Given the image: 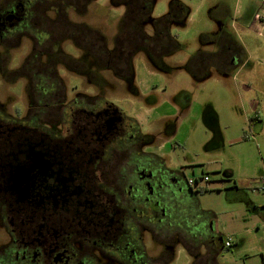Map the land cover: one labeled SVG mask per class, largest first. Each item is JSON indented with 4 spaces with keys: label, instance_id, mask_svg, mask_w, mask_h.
I'll list each match as a JSON object with an SVG mask.
<instances>
[{
    "label": "flooded vegetation",
    "instance_id": "flooded-vegetation-1",
    "mask_svg": "<svg viewBox=\"0 0 264 264\" xmlns=\"http://www.w3.org/2000/svg\"><path fill=\"white\" fill-rule=\"evenodd\" d=\"M41 4L0 2V61L12 44L30 39L26 62L35 59L28 68L36 85L49 87V96L58 84L47 83L42 64L55 67L47 55L64 49L50 42L53 33L40 25ZM95 80L87 78L101 87ZM58 98L53 107L63 119L41 120L43 107L51 105L40 99L32 102L34 115L17 121L10 122L0 106V230L8 235L0 243V264H171L176 245L188 251L189 264H220L210 245L220 243L219 235L209 224L198 225L197 193L172 170L156 135L138 131L103 89ZM34 163L29 192L26 182L14 188L16 167L26 179Z\"/></svg>",
    "mask_w": 264,
    "mask_h": 264
},
{
    "label": "rangeland",
    "instance_id": "rangeland-1",
    "mask_svg": "<svg viewBox=\"0 0 264 264\" xmlns=\"http://www.w3.org/2000/svg\"><path fill=\"white\" fill-rule=\"evenodd\" d=\"M154 1L153 16L159 17L168 12L171 0ZM182 1L191 9L190 16L184 24L172 26L171 32L183 47L166 57L155 58L156 63L149 61L142 52L137 53L133 57V69L129 76H117L110 69L99 70L93 74L100 78L96 82H102L101 87H98L97 84L88 83L86 76L79 75L77 70L82 68L80 64L83 63L78 62V59L82 48L93 47V52L101 49L98 45L102 41L98 38L101 34L105 36L106 46L110 49L114 47L124 7L111 5L110 0H96L88 3L85 12L81 14L73 7L66 10L60 0H42L38 17L40 25L53 33L50 42H61L64 51L72 54L73 60L78 64L68 65L73 67L42 64L43 73L48 77L47 83L50 85V82L56 81L58 84L55 91L45 96V93L50 92L49 87L36 85L38 79L28 68L30 63L35 66L37 62L34 58L26 62L32 51V41L26 38L22 44H12L6 60L0 61V65L7 69L4 72L0 67V106L10 122L17 121L21 116H32L35 114L32 102L40 99V89L44 94V98L40 99L42 105H51L43 107L41 120H56L58 117L63 119L61 111L56 114L58 109L53 107L59 96L67 94L69 99L80 92L94 95L103 89L105 98L114 102L133 121L138 131L156 135V142L160 145L162 143L161 149L164 150L172 170L180 172L183 178H200V184L195 183L199 190L195 191L200 207L198 209H212L217 218L209 221V215L203 212L204 214L197 215V220L202 221L198 224L202 228L209 224L213 231L216 227L222 233L219 235L221 241H224L228 233L234 234L237 241L243 238L242 245H234L232 253L226 252L223 255L234 261V264H245V260L250 257L259 256L258 247L264 244V226H254L248 230L245 225V204L232 200L236 195L240 198L250 196L256 202L264 200V192L259 190L264 176V134L256 133L261 130V123L256 124V131L252 130L255 124H249L246 120L239 98L241 88L244 89L241 81L248 79L249 72L243 70L234 78L232 73L221 74L212 67H206L199 74L175 67L188 62L195 52L212 49L211 43L201 41L200 34L216 29L219 22L214 20L215 17L218 20L225 19L237 12L239 7H243V4L256 9L262 2ZM81 2L83 0H79L78 4ZM52 5L56 6L52 8ZM214 5H218L217 9ZM78 8L83 7L80 5ZM75 25L88 29L78 35V45L71 38V31H77ZM146 28L151 32V25ZM97 30L100 32H95ZM244 31L240 30L242 37L251 48L259 50L258 56L262 58V35L253 28ZM47 42L46 39L43 50L47 48L44 46ZM84 67L86 75L98 70L89 65ZM14 69L18 72L12 74ZM187 97L190 99L186 100ZM63 125L65 127L66 124ZM227 168L233 170L238 187L243 186L242 190H231L227 186L229 182L222 179L226 177L223 173ZM204 174L209 176V181L204 182ZM185 224L189 225L188 222ZM186 226L183 227L186 229ZM7 239V233L0 230V243ZM159 249L155 245V254ZM175 249L176 257L171 264H189L191 256L188 251L178 245Z\"/></svg>",
    "mask_w": 264,
    "mask_h": 264
},
{
    "label": "trees",
    "instance_id": "trees-1",
    "mask_svg": "<svg viewBox=\"0 0 264 264\" xmlns=\"http://www.w3.org/2000/svg\"><path fill=\"white\" fill-rule=\"evenodd\" d=\"M75 1L60 0V3L66 10L73 7L74 10L82 14L85 12L86 5L96 0H83L80 4L83 7L82 9L78 8L80 6L78 4L79 0ZM154 2V0H110L111 5L124 7V13L119 22L120 27L115 37V45L112 49L108 48L105 36L101 34L99 38L102 40H100L102 44L98 42L101 49L98 52H93L91 49H83L78 59V62L83 63L82 65L80 64L82 68L78 69L77 72L82 76L92 78L95 72L110 69L117 76H129L133 69V57L137 53L142 52L149 61L156 63L154 61L155 58L166 57L180 50L183 45L172 34V26L184 24L190 16L191 9L182 0H171L168 12L156 17L152 15ZM55 6L52 5L51 7L54 8ZM57 12L61 15L60 11ZM217 18H214V20L219 22L215 30L200 34L201 41L211 43L212 49L195 52L188 62L174 66L175 68H186L193 74H199L206 67H212L221 74H226L232 73L235 67L243 62L245 58L243 45L234 31L226 23L222 22L224 19L220 18L218 20ZM147 25H151V32L147 30ZM75 26L77 31H71V38L78 45L77 34H81L82 31H88V29L79 27V25ZM95 32L99 33L100 31L97 30ZM58 43L59 41L53 42L57 46L60 45ZM47 56V61L53 60L57 64H65L66 66L70 63L78 64L77 61L73 60L74 56L72 54L63 51L60 47L50 52ZM121 63H123L121 65L122 69H120ZM84 65L92 66L98 70L86 75ZM165 68L168 69V67ZM15 72L13 71V74ZM188 99L190 98L187 97L186 100ZM251 121L253 122L254 118ZM223 174L229 180L233 179L232 170L225 169Z\"/></svg>",
    "mask_w": 264,
    "mask_h": 264
},
{
    "label": "crops",
    "instance_id": "crops-1",
    "mask_svg": "<svg viewBox=\"0 0 264 264\" xmlns=\"http://www.w3.org/2000/svg\"><path fill=\"white\" fill-rule=\"evenodd\" d=\"M244 5H245V9H244ZM261 6L262 9H259ZM261 6L254 9L251 6H248L247 4H243V7H239L237 12L232 14V16H227L226 20L224 19L222 21L223 23H226V25H228L234 31L238 40L243 45L245 51V58L243 62L238 64L237 67H235V69L232 71V74L233 77L236 78L238 77L239 74H241L243 70H247V72H249L248 79L241 81V83L244 86V89L241 88V93H239V98L242 105L241 106L242 111L246 116V120L249 122V124L250 122H252L251 119L254 118L253 122L255 125H253L252 130L256 131L257 128L256 124L261 123V130H259V132H256L259 135L261 133L262 135L264 134V2H262ZM217 7L218 5H214V8L217 9ZM258 15L260 16V19L257 17ZM247 28H253L258 34L262 35V58L258 56L257 51L259 50L251 48L242 37L240 30L242 32H245L244 30ZM253 82H255V84H253ZM232 177H233L232 180H229L227 176L222 177V179L224 181L229 182L227 186L232 188L231 190H242L241 188H243V186L238 187L237 180L235 179L234 176V172ZM188 179L184 178V181H186L185 185L189 187L191 191L198 192L199 190H197V186L195 184L190 185L188 183ZM198 184L200 183L197 181V185ZM232 200L240 201L245 204L244 207L245 210L244 216L246 217L245 225L248 230H251L254 226H264V200H262V202H256L250 196H247L246 198H240L239 195H236L234 198H232ZM198 208H200L199 205L196 206V210L194 214L196 219H197V215L199 216L204 213H207L209 215L208 218L209 221H212L214 218H217V214L212 209L209 208L198 209ZM208 212H211L212 214L210 215V213ZM197 222L200 223L202 221L197 220ZM215 229H216L214 230L215 233H217L218 235L222 234L221 231H219L216 227ZM229 235L233 237V242L231 246L226 247L225 240ZM243 242H244L243 238L237 241L234 234L228 233L225 235L224 241L220 240V243L210 242L211 243L210 245L213 247L214 255L216 256L220 264H234V261L232 262L228 257H225L223 253L226 252L232 253L233 252L231 251L232 247L234 245L240 246L243 244ZM203 244L204 246H206L204 242ZM203 249L204 248H202L201 250L202 252H204ZM258 251L260 252L259 256L250 257L249 260H245L246 262L245 264H264V244L258 247Z\"/></svg>",
    "mask_w": 264,
    "mask_h": 264
},
{
    "label": "water",
    "instance_id": "water-1",
    "mask_svg": "<svg viewBox=\"0 0 264 264\" xmlns=\"http://www.w3.org/2000/svg\"><path fill=\"white\" fill-rule=\"evenodd\" d=\"M31 155L33 156L34 159L41 158V155L40 154H36L33 151H31ZM35 167H36V164L35 163L32 166H30V168L27 170V173H26V179H24L23 178V174H24L23 168H20V167L17 166L16 167V170H15V173H14V175L16 176V178L14 179V181H15L14 188H18L20 186L21 182H26V186H25L24 189H25V191L29 192V189H30V187L32 186V183H33L32 177H29L30 176L29 174L31 173V171ZM17 181H19V183H17ZM24 189L22 188V190H24ZM25 191H23V192H25Z\"/></svg>",
    "mask_w": 264,
    "mask_h": 264
},
{
    "label": "built area",
    "instance_id": "built-area-1",
    "mask_svg": "<svg viewBox=\"0 0 264 264\" xmlns=\"http://www.w3.org/2000/svg\"><path fill=\"white\" fill-rule=\"evenodd\" d=\"M262 2H264V0H261ZM259 19H260V16L258 15L257 16ZM203 180H204V182H207L208 180H209V176L208 175H203ZM200 178H195V179H193V178H189L188 179V183L190 184V185H193V184H195V183H197V181L199 180ZM259 190H261L262 192H264V176L262 177V179H261V185H260V187H259ZM232 242H233V237L231 236V235H229V236H227V238H226V240H225V245H226V247H229V246H231V244H232Z\"/></svg>",
    "mask_w": 264,
    "mask_h": 264
}]
</instances>
